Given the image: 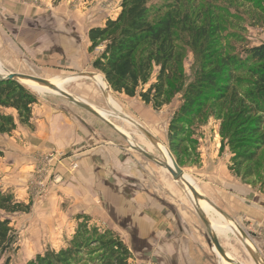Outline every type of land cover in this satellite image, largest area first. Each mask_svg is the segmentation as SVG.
Instances as JSON below:
<instances>
[{
  "label": "rangeland",
  "instance_id": "1",
  "mask_svg": "<svg viewBox=\"0 0 264 264\" xmlns=\"http://www.w3.org/2000/svg\"><path fill=\"white\" fill-rule=\"evenodd\" d=\"M17 1L26 8L38 10L40 15L37 16L39 21L26 18L23 14L24 20L14 22L5 17L0 8V64L6 73L48 80L76 76L64 84L65 91L108 112L112 110L106 102V95L111 96L120 106L122 114L132 119L134 124L129 125L123 119L112 116L108 120L128 133L129 138L146 152L145 143L150 142L135 124L162 142L172 157L179 160L176 161L178 166L195 183L203 200L214 206L226 220L247 218L236 199L234 187L237 184L244 182L256 185L258 196L261 195L264 200V145H260L256 161L247 163L240 175L230 169L235 153L243 150L234 146L232 133L244 126H251L253 115L236 113L228 100L209 102L201 115L185 127L182 140L175 143L177 149L172 151L167 138L168 124L182 101L181 94H177L171 103L154 110L137 97L130 98L113 92L105 80L107 92L104 95V91H100L90 78L82 76L87 73L100 74L91 66L97 52L88 51L89 28L102 26L107 18L115 17L120 10L121 0ZM151 4L160 7L161 14L169 12L177 16L179 27L181 16L187 15L189 28L200 32L194 36L192 31L183 50L186 82L194 79L199 71L208 70L209 63L205 61L219 64L228 55L238 58L245 50L264 43V0H179L177 5L171 1L152 0ZM32 24L35 27H30ZM46 45L50 54L43 61L39 56ZM250 81L252 79L248 74L236 75L238 96L252 89L248 85ZM21 85L36 98L37 103L32 107V127L19 124L14 110H4L13 116L16 127L10 133H0V189L13 192L19 201L31 205L28 212L1 213L9 218L10 226L17 235L16 249L10 253L8 264H28L37 254L65 247L79 223H86L89 228L95 227L98 232L109 231L119 237L129 249L130 264H177L169 256L156 254L152 240L144 244L135 236V230L123 228L126 225L121 218H111L105 213L104 207H101L103 200H100V194L90 201L93 205L88 211H77L79 209H76L74 201L65 197L70 193L62 188L72 185L73 175L78 168L76 156L82 150L97 148L127 153L145 177L147 186L149 184L151 190L161 196L162 204H167L172 212L175 210L197 220L204 236V248L208 250L199 264H224L213 251L207 230L196 214L189 194L171 175L164 174L160 166L130 148L116 130L90 112L60 94L40 93L25 83ZM56 126L74 128L77 136L80 135L79 140L67 148H57L55 142L48 138L50 129ZM235 138L241 139L240 143H247L256 136L244 133ZM80 143L87 145L83 149ZM150 154L156 157V153ZM28 163L33 166L30 174L22 170ZM249 165L252 166L253 176L242 180L245 168ZM17 172L21 176L14 180ZM261 202L258 204L262 205ZM77 204H81L80 201ZM258 208L263 207L258 205ZM257 218H264V215ZM240 226L246 243L251 250L256 251L257 258L264 264L263 237L258 236V230L254 228ZM218 240L228 257L238 263L255 264L240 242L241 239L230 235L229 238L218 236ZM99 255L100 251L91 245L89 250L81 253L76 264H98ZM5 257L0 259V264H3Z\"/></svg>",
  "mask_w": 264,
  "mask_h": 264
},
{
  "label": "trees",
  "instance_id": "2",
  "mask_svg": "<svg viewBox=\"0 0 264 264\" xmlns=\"http://www.w3.org/2000/svg\"><path fill=\"white\" fill-rule=\"evenodd\" d=\"M151 1L121 0L115 17L107 18L102 26L89 28L88 51L97 52L92 68L103 76L113 92L137 97L154 110L181 94L182 101L168 124L167 138L172 151L177 149L175 143L182 140L185 127L201 115L209 102L228 100L236 113L253 115L251 126L232 133L234 146L243 150L235 153L230 169L240 175L247 163L256 161L259 147L264 145V43L245 50L238 58L228 55L219 64L205 61L209 63L208 70L199 71L186 82L183 50L192 31L194 36L200 32L189 28L187 15L181 16L179 27L177 16L169 12L161 14L162 9ZM165 1L179 3V0ZM239 74H248L252 79L248 82L252 89L242 96H238L235 85ZM36 103V98L18 82L0 80V133H10L16 127L15 119L5 109L16 112L19 124L32 127L31 113ZM244 133L256 138L240 143L241 139L235 137ZM244 173L242 180L253 176L252 166H246ZM30 205L19 201L13 192L0 189V259L6 256L3 264H8L10 253L16 249L17 235L9 218L1 213L28 212ZM91 245L100 251L98 264H130L129 249L119 237L109 231L98 232L86 223L78 224L65 247L37 254L28 264H76Z\"/></svg>",
  "mask_w": 264,
  "mask_h": 264
},
{
  "label": "crops",
  "instance_id": "3",
  "mask_svg": "<svg viewBox=\"0 0 264 264\" xmlns=\"http://www.w3.org/2000/svg\"><path fill=\"white\" fill-rule=\"evenodd\" d=\"M0 8L4 12L2 14L9 20L13 19L14 22L18 19L24 20V17L39 21L37 16L40 15V12L38 10L26 8L17 0H0ZM23 14H25L24 17ZM33 26L35 27L34 24L30 25V27ZM41 51L39 57L46 61L44 58L50 54L48 45ZM50 131V136L47 132V137L49 136L50 141L55 142L59 149L74 145L80 136H77L74 128L67 129L56 126ZM44 144H48V142ZM80 145L84 149L83 146L87 144L80 143ZM80 153L75 158L78 168L73 175L72 185L62 188L66 193H70L65 197L74 201L76 209H79L77 211L91 209L93 203L90 201L100 194V200H103L101 207H104L105 213L111 218L112 216L121 218L126 225L123 228L135 230V236L144 244H148L147 241L152 240L156 254L169 256L177 264H199L202 256L207 254L208 250L204 248L202 242L204 236L197 220L175 210L172 212L167 204H162L161 196L155 194L149 184L147 186L145 177L128 158L127 153L104 148L82 150ZM32 167V163H28L22 170L30 174ZM20 176V172H17L14 175V180ZM234 190L237 202L241 206L240 210L245 212L244 216L247 218L227 219L230 220L229 222L237 224L241 238L244 233L240 225H243L258 230V236H262L264 242V218H257V216L264 215V200L261 195L258 196L257 186L243 182L237 184ZM77 201H80L81 204H77ZM258 202H261L262 205ZM258 205L263 208H258ZM134 224L135 227H133Z\"/></svg>",
  "mask_w": 264,
  "mask_h": 264
},
{
  "label": "bare ground",
  "instance_id": "4",
  "mask_svg": "<svg viewBox=\"0 0 264 264\" xmlns=\"http://www.w3.org/2000/svg\"><path fill=\"white\" fill-rule=\"evenodd\" d=\"M7 73H9V72H7ZM7 73L4 71L3 66L0 64V75H6ZM82 76L90 78L94 82V84L96 85V87L100 91H104L103 93H104V95H106V92H107V90L105 91L106 84L104 82V78H103L102 75H100V74H96L95 75V74H92V73H87V74H83ZM75 78H76V76H70V77H68L66 79H62V80H59V79L58 80H48V79H45V80L47 82L51 83L56 88H59L60 90L65 91L64 84H66L67 82H70V81L74 80ZM24 83L26 85L30 86L31 88H33L34 90H36L37 92H40V93L50 92V93L58 94L54 90H51V89H49L47 87H44V86L37 85L36 83H34L31 80H26ZM78 99H80L81 101H83L84 103H86L87 105H89L92 109H94L100 115H102L106 120H108V118L110 116H112V117H116V118H119V119H123L129 125L130 124L131 125L134 124V121L132 119H130L128 116L122 114V111L120 109V106L109 95H106V102H107L108 106L111 107V110H112L111 112H108V111H106V110L102 109L101 107H98V106H96L94 104L88 103L84 98H81L80 97ZM71 103L76 104L77 106H79L76 102H71ZM135 125L142 132V134L147 138V140L150 142V143H145L144 142L146 144V148H147L148 153L149 154L152 153V152L153 153H156V157L160 158V160L168 163L169 165H172L171 154H170V152H168V149L166 148V146L162 142H160L158 139H156L150 132H148L142 126H140L138 124H135ZM112 126L116 130H118L119 132L123 131L122 128L116 127V126H114V124H112ZM123 132H121V133L123 135H125L129 139V141H130V143H131L132 146H134V147H140V145L138 146V145H136L134 143V141L132 140V138L131 139L129 138L130 136H128V133H126L125 131H123ZM139 138H140V141L143 142L141 136H139ZM160 168H161V170H162V172L164 174H169V172L167 171L166 168H164V167H160ZM183 176H184V179L194 189V191L196 193V198L193 197V195L191 194L190 190L185 185H183V187L186 189L187 194H189V196H190L191 200L193 201V203L197 204V206L200 208V210L205 214V216L209 220L210 225H211V228L214 230L215 234L217 236L218 235H223V236H226V237H229L230 235H233L235 237L237 236L238 240L241 239L240 242L244 245V247L246 248V250L249 252V254L251 255V257H252L253 261L255 262V264H262V260L260 258L259 259L257 258L256 251L251 250L250 249V246L246 243L247 242L246 241V238L245 237H242L241 238L240 230H239L238 226L236 224H234L233 222H229L228 219L226 220L224 218V216H222V214L220 212H218L214 208V206H212L210 203L205 202V200H203V198H202V195H200L197 186L191 180V178L188 175L184 174V172H183ZM212 248H213V251L216 252L215 249H214V247H212ZM224 264H227V263H224ZM228 264H230V263H228Z\"/></svg>",
  "mask_w": 264,
  "mask_h": 264
},
{
  "label": "water",
  "instance_id": "5",
  "mask_svg": "<svg viewBox=\"0 0 264 264\" xmlns=\"http://www.w3.org/2000/svg\"><path fill=\"white\" fill-rule=\"evenodd\" d=\"M0 80H13V81L18 82L19 84L24 83L26 80H31L34 83H36L37 85L44 86V87H47V88H49L51 90H54L55 92H57L61 96H63L66 99H68L70 102H76L81 108H83L86 111L90 112L91 114H93L94 116H96L97 118H99L100 120L105 122L106 124H108L111 128L116 130L108 120H106L97 111L92 109L89 105H87L86 103H84L83 101L78 99L77 97L73 96L72 94H70L68 92H65V91H62L59 88H56L51 83L47 82L45 79H42V78H39V77H35V76H31V75H26V74L9 72L6 75H0ZM116 131L128 142L130 148H132L133 150L139 152L140 154H142L143 156H145L146 158H148L149 160L154 162L156 165L166 168L167 171L169 172V174L171 175L172 179L174 181L180 183L182 186L185 185L190 190V192L193 195V197L196 198V193H195L194 189L184 179L183 172L180 169V167L178 166L176 160L172 157V155H171L172 165H169L168 163H166V162H164V161H162L160 159H157L156 157L150 155L148 152H146L142 148L132 146L130 141H129V139L125 135H123L118 130H116ZM192 206L194 207V210H195L196 214L198 215V217L200 218V220L202 221V223L204 224V226H205V228L207 230L209 243L211 244L212 247H214V249H215V251L217 253V256L222 260V262L227 263V264L228 263H230V264H241V263L236 262L232 258L228 257L227 252L222 248V246H221V244H220V242L218 240V236L215 234L214 230L211 228L210 222L206 218L205 214L200 210V208L197 206V204L192 203Z\"/></svg>",
  "mask_w": 264,
  "mask_h": 264
}]
</instances>
